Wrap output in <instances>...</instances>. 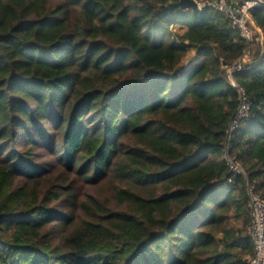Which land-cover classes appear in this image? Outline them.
<instances>
[{
    "label": "trees",
    "instance_id": "trees-1",
    "mask_svg": "<svg viewBox=\"0 0 264 264\" xmlns=\"http://www.w3.org/2000/svg\"><path fill=\"white\" fill-rule=\"evenodd\" d=\"M176 2L0 0V264H250L264 8Z\"/></svg>",
    "mask_w": 264,
    "mask_h": 264
},
{
    "label": "built area",
    "instance_id": "built-area-1",
    "mask_svg": "<svg viewBox=\"0 0 264 264\" xmlns=\"http://www.w3.org/2000/svg\"><path fill=\"white\" fill-rule=\"evenodd\" d=\"M199 8L205 4L212 5L215 9L226 16L231 26L237 29L241 36L248 42L253 38V27L250 18V12L255 8H264V0H206L198 3ZM250 61L247 52L242 58L233 65L225 66L227 77L231 84L238 88L233 81V75L242 71L245 63ZM195 63L186 64L182 71H186ZM241 105L239 110L231 122L230 132H232L239 123L248 116L249 103L242 89H239ZM228 165L233 173H241L240 167L232 160ZM250 218L251 224L247 229V234L251 238L254 246V254L250 259V264H264V199L259 195L249 192Z\"/></svg>",
    "mask_w": 264,
    "mask_h": 264
},
{
    "label": "water",
    "instance_id": "water-1",
    "mask_svg": "<svg viewBox=\"0 0 264 264\" xmlns=\"http://www.w3.org/2000/svg\"><path fill=\"white\" fill-rule=\"evenodd\" d=\"M171 6L177 7L181 10H184V9L198 10L199 9V4L195 0H177V2L171 4Z\"/></svg>",
    "mask_w": 264,
    "mask_h": 264
},
{
    "label": "rangeland",
    "instance_id": "rangeland-1",
    "mask_svg": "<svg viewBox=\"0 0 264 264\" xmlns=\"http://www.w3.org/2000/svg\"><path fill=\"white\" fill-rule=\"evenodd\" d=\"M189 63H196L194 52H189L187 57L184 59V65L189 64Z\"/></svg>",
    "mask_w": 264,
    "mask_h": 264
}]
</instances>
